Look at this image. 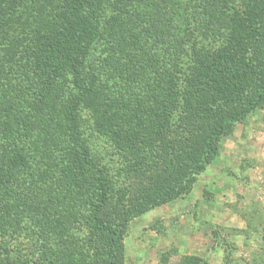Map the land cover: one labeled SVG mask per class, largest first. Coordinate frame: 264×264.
<instances>
[{
    "label": "trees",
    "instance_id": "16d2710c",
    "mask_svg": "<svg viewBox=\"0 0 264 264\" xmlns=\"http://www.w3.org/2000/svg\"><path fill=\"white\" fill-rule=\"evenodd\" d=\"M25 3L0 0V256L5 264H122L127 224L188 194L221 139L264 107V0H140L134 9V0H48L31 25ZM101 18L110 56L90 67ZM64 85L72 95L59 116L49 100ZM83 111L129 156L119 186L82 139ZM46 116L65 124L66 148L58 152L68 156L67 191L75 198L95 190L85 233L81 240L73 233L78 255L34 231H44L50 178L30 175L51 156L34 163L29 153L41 150L36 125L52 129ZM25 185L39 195L33 209V197L16 190ZM76 209L64 202L55 211L75 225ZM22 234L38 243L34 262L12 259L3 246Z\"/></svg>",
    "mask_w": 264,
    "mask_h": 264
},
{
    "label": "rangeland",
    "instance_id": "374dc122",
    "mask_svg": "<svg viewBox=\"0 0 264 264\" xmlns=\"http://www.w3.org/2000/svg\"><path fill=\"white\" fill-rule=\"evenodd\" d=\"M47 1L26 0L24 9L29 25L43 13ZM138 1L134 0L132 9L141 8ZM105 22L106 19L101 18L98 39L90 54L92 65H106L110 56L112 41L108 43ZM174 53L180 54L177 48ZM67 88V85L61 86L57 97L54 95L49 100V104L53 103L48 108L59 116L72 95ZM47 119H52V129H47L48 122L40 121L36 125L40 134L33 136L40 143L38 149L41 150L32 149L29 153L34 163L39 157L51 156L49 164H40V171L30 175L32 180H38L43 171V176L50 178L46 184L45 199L50 200L44 202L47 218L44 231L41 235V228L34 227V231L43 240L46 238L56 243L59 238L57 244L63 243L64 251L74 249L78 255L83 250L73 248V233L79 240L85 233L84 216L89 211V200L94 198L95 190L83 189L75 198L67 191L69 181L63 172L68 156L58 152L66 148L65 124L61 117ZM78 121L82 139L90 147L107 180L119 186L123 182L121 178L126 175L124 168L129 157L118 148L120 139L114 143V139L100 137L88 112L83 111ZM52 158L61 160L56 163ZM37 168L38 165H34L33 169ZM22 187L16 190L24 189L32 199L29 187ZM38 197L29 202V209L35 202L36 206L40 205ZM64 202L75 203L74 221L77 224L72 225L70 219L69 225L65 226L68 221L58 219L55 210ZM112 207L109 206L108 210ZM26 225L32 226L30 223ZM10 236L13 235L7 237ZM3 242L12 259L29 255L31 261L36 260L38 243L33 236L22 234ZM122 249V264H264V107L254 111L221 139L216 154L188 194L132 219L123 230ZM0 264H5L3 256H0Z\"/></svg>",
    "mask_w": 264,
    "mask_h": 264
}]
</instances>
